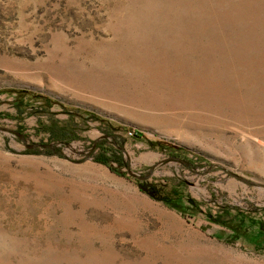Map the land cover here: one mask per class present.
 <instances>
[{
	"label": "rangeland",
	"instance_id": "rangeland-1",
	"mask_svg": "<svg viewBox=\"0 0 264 264\" xmlns=\"http://www.w3.org/2000/svg\"><path fill=\"white\" fill-rule=\"evenodd\" d=\"M12 88L142 132H120L126 177L86 156L98 121ZM48 118L82 137L65 158L25 153ZM229 207L242 234L207 218ZM263 219L264 0H0V264H264Z\"/></svg>",
	"mask_w": 264,
	"mask_h": 264
},
{
	"label": "trees",
	"instance_id": "trees-1",
	"mask_svg": "<svg viewBox=\"0 0 264 264\" xmlns=\"http://www.w3.org/2000/svg\"><path fill=\"white\" fill-rule=\"evenodd\" d=\"M5 91L15 93L19 97L26 96L34 100H40V102L44 104L45 107H49L52 104L58 105L64 110L73 113L75 117L82 119L84 122L91 120L98 121L101 125L102 134L97 139L90 141L86 156L97 164L109 167L116 175L126 177V173L121 172L120 168H124L125 170L129 171L130 167L128 158L125 156L124 149L126 138L122 136L120 132H126L138 138L143 136L142 132L123 126L119 123H114L110 119L99 117L92 112L80 108H74L69 105H64L57 100L52 99L50 96L37 91L16 88ZM39 122L41 124L37 125L35 131L45 134L48 142H41L33 148H28L25 150V153L54 155L60 158H65V155L62 151L63 145H66L74 140H80L82 138L79 133H69L63 127L59 126L56 124V122L50 120L49 118L47 121L39 120ZM50 142H52V145H50ZM161 145L162 144H160V146ZM165 146L166 147L163 146V148H168L170 155L174 154L176 156H180L184 154V151L175 145L168 143ZM182 157L183 158L181 159L183 160L184 164H193V161L184 159V156ZM142 179L143 177L140 175L134 177L133 182L137 184L140 191L146 194L150 199L162 202L166 207L177 211L183 216H192L199 211V204L196 200L187 197L183 200L185 202L182 201L180 194L176 190V187H179L181 184H183L182 181L169 177L159 180L156 179L157 181L155 182H146L142 181ZM228 209H233L234 214H232V217L238 219V225H235L232 219L224 218L222 215L213 217L212 215L207 214V218L211 222L229 229L233 234H242L240 232L242 229V224L247 221L248 215L246 213H242L236 208L230 207L227 208L225 212H227ZM256 227L257 232L264 236V219L259 220L256 224ZM228 242L234 243L233 240H228Z\"/></svg>",
	"mask_w": 264,
	"mask_h": 264
}]
</instances>
